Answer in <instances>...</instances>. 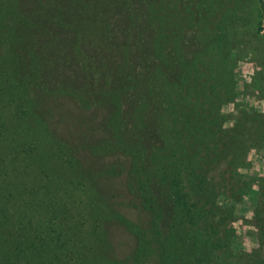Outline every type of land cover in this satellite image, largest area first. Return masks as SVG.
<instances>
[{"label": "trees", "instance_id": "1", "mask_svg": "<svg viewBox=\"0 0 264 264\" xmlns=\"http://www.w3.org/2000/svg\"><path fill=\"white\" fill-rule=\"evenodd\" d=\"M244 1L146 0L126 32V0H0V264H226L233 209L216 204L210 171L242 166L247 136L264 138V112L240 110L224 128L220 111L236 91L225 22ZM194 15L201 44L187 52L179 37ZM72 64L79 72H66ZM70 97L106 110L101 148L128 156L148 227L97 191L94 164L69 138ZM58 106L63 137L53 135ZM114 218L135 237L129 262L105 250Z\"/></svg>", "mask_w": 264, "mask_h": 264}, {"label": "rangeland", "instance_id": "2", "mask_svg": "<svg viewBox=\"0 0 264 264\" xmlns=\"http://www.w3.org/2000/svg\"><path fill=\"white\" fill-rule=\"evenodd\" d=\"M130 4L127 9L117 11V17L122 23L126 32H129L132 26V20L138 19L142 14V2L146 0H126ZM121 6V4H120ZM121 13V14H120ZM237 15L236 20H230L226 24L229 46L228 54L231 57L230 67L233 82L236 91L232 100L222 103L220 111L226 120L224 128L231 127L234 117H238L240 110L254 113L264 112V0L244 1L243 7L234 10ZM256 22H259L258 30L252 16L255 15ZM199 16L194 15L189 21L190 27L186 25L180 32L182 45L189 52L191 46L195 49L201 44L202 24L198 21ZM138 26V25H137ZM210 28L209 25H206ZM139 28V26L137 27ZM49 38H38V43L48 44ZM130 57L135 55V46L133 41L129 43ZM67 73L79 69L72 64L65 67ZM86 77H82V79ZM151 78V77H150ZM69 84L81 86L82 82L78 80H68ZM151 109L154 106L153 95H150ZM65 101V100H63ZM60 102V101H59ZM58 102V105H60ZM62 102V101H61ZM70 107V122H73V128H69L70 141L79 143L78 149L81 161L86 166V157L88 161L94 164V175L97 173V191L106 197L110 205L124 219L135 222L142 227H148L151 221L149 211L143 208L138 195L127 187V175L131 171L129 167V158L124 153H105L102 147V137L104 130L100 121L106 113V110L95 111L92 107L86 110V102H80L70 97L67 102ZM63 110L58 106L57 112L52 116L53 135L60 137L65 134L66 124H62L61 117ZM86 118L89 120L90 128L86 131ZM152 118V116H151ZM51 122V121H50ZM79 122V123H76ZM52 123V122H51ZM80 124V126L76 125ZM249 144L243 153V165L235 170L226 171V167L220 163L213 166L210 171L214 174L212 182L219 188L220 194L215 202L218 206L229 207L233 209L230 213V224L233 228L231 237L232 257L225 252L230 249L226 245L225 250L221 248L219 254L224 257L226 264H264V138L258 139ZM69 140V139H68ZM99 147V150H97ZM97 154H92L91 152ZM112 153V154H111ZM87 155V156H86ZM111 164H114L111 170ZM121 168V166H124ZM232 193H235L233 200ZM222 194L225 197L221 196ZM216 205V206H217ZM164 227L168 225L167 215H164ZM87 220L86 224H89ZM126 223L120 218H114L112 222L105 225L108 233L109 246L105 249L110 257H117L120 260L130 261V253L135 247V237L126 229ZM167 229V228H166ZM92 241L94 236H90ZM129 257V259H127ZM233 258V259H232ZM106 264V263H104Z\"/></svg>", "mask_w": 264, "mask_h": 264}]
</instances>
